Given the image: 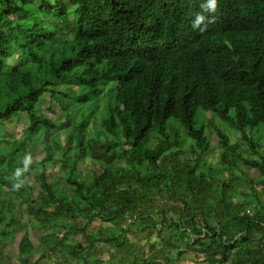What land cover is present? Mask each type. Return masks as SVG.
<instances>
[{"label":"trees","instance_id":"obj_1","mask_svg":"<svg viewBox=\"0 0 264 264\" xmlns=\"http://www.w3.org/2000/svg\"><path fill=\"white\" fill-rule=\"evenodd\" d=\"M205 3L0 0V243L18 240L17 264H39V244L53 264H175L185 250L264 264V0ZM45 95L62 127L39 110ZM15 197L52 229L38 242Z\"/></svg>","mask_w":264,"mask_h":264},{"label":"rangeland","instance_id":"obj_2","mask_svg":"<svg viewBox=\"0 0 264 264\" xmlns=\"http://www.w3.org/2000/svg\"><path fill=\"white\" fill-rule=\"evenodd\" d=\"M64 39V36L60 37V41H62ZM106 95V94H103ZM107 102V97H101L99 99V103H100V108H99V112L97 113L98 115L101 113L102 108L104 107V105ZM51 102L49 100V98L45 95L43 96L41 102H40V107L39 110L41 112H45L46 114H48L50 117H52L55 121H56V125H59L62 127V123L65 119L64 117V111H62L60 109V111L58 112H53L52 109H50ZM55 110H57L59 107L58 106H54ZM76 108V107H75ZM88 113V112H86ZM58 115H61L62 117L60 119H58ZM26 114H21V118L18 122H16L15 120H12L10 123V125H8L9 132H14V131H18V128L20 127V124L22 123L24 125V127H26L28 125L27 119H26ZM19 135V134H17ZM21 135V134H20ZM212 145L213 147H216L217 144V140H216V136L213 135L212 137ZM238 142H240V140H237ZM246 144H241V149L245 148L246 149ZM247 151V150H245ZM42 151L38 150L35 151L34 155H33V160L37 159L38 157H40L42 155ZM248 154V152H246L245 156ZM209 157L214 160L217 161L218 160V151L217 149H212L211 153H209ZM80 169H83L84 171L87 172H91L92 169L94 170L95 167H98L97 164H93L91 163L90 160H87L85 162V164H81L79 165ZM246 169V168H245ZM249 174L253 177H257V170L255 169H250L249 170ZM51 180L56 181L58 183V185L62 188L65 189H69L70 191L73 190V186L67 184V182L64 180L63 176L61 174H56ZM40 191V187L38 182H34L31 190H30V194L33 198H36V196L38 195ZM14 202H15V214L17 216L18 219H22V218H28V219H32V216H30L27 213V205L23 204L21 202V198L20 197H15L14 198ZM58 221H56V226L53 228L54 229H59L61 228V225L63 226V224H66L67 226L69 225H73L74 223H77L79 221H82L80 217L73 219V218H59L57 219ZM28 228L30 229L31 235L33 237V239L37 240L38 242V236L41 234H45V233H49L52 231V229H49L48 232L45 231V229L41 228L34 219H32V221L29 223ZM17 239L14 240H10L8 242H4V243H0V252H3L5 255L7 256H12L13 257V261L11 262L10 260L6 259V262L3 264H17L18 263V258H17V251L15 248V245L17 243ZM152 242H156V239L154 237L151 238ZM149 242L148 241H143L142 245H141V251L144 252H149ZM97 248L100 252V254L102 255V257H109V251H110V246L106 245V244H98ZM48 251V246H42V245H38L37 250L34 252L32 258H31V262H33L34 260H38L39 264H53L54 260L52 258H46V252ZM185 256H183L181 259L176 260L175 264H199L197 261L200 260L201 258H203V256H200L199 258L193 253V252H188L187 250H185ZM197 259V261L195 260ZM90 264V263H89Z\"/></svg>","mask_w":264,"mask_h":264},{"label":"clouds","instance_id":"obj_3","mask_svg":"<svg viewBox=\"0 0 264 264\" xmlns=\"http://www.w3.org/2000/svg\"><path fill=\"white\" fill-rule=\"evenodd\" d=\"M201 7H202V9L204 10V11H207V12H215L216 11V7H217V0H207V3H205V4H202L201 5ZM205 16L203 15V14H201V13H198L197 15H196V17H195V19H194V21H193V27L194 28H199L200 27V25L201 24H205ZM214 21V17H211V18H209V20H208V23H211V22H213ZM205 27H207V25L205 24ZM202 31H203V29H201ZM51 102V101H50ZM52 104V103H51ZM54 105V104H53ZM56 106V105H55ZM39 107H40V105H39ZM50 108V107H49ZM53 109V108H52ZM54 110H55V108H54ZM53 111V110H52ZM26 114V112L24 111V112H19L18 113V116L17 117H15V118H18V121L20 120V118H21V114ZM26 116H27V114H26ZM25 116V117H26ZM50 117V116H49ZM50 118H52V117H50ZM26 119H27V117H26ZM53 119V118H52ZM12 120H10V122H11ZM10 124V123H9ZM28 160H30V157H27L26 158V163H27V161ZM18 174V173H17ZM17 187H19V185H17Z\"/></svg>","mask_w":264,"mask_h":264}]
</instances>
